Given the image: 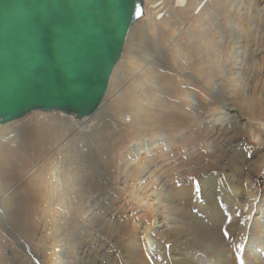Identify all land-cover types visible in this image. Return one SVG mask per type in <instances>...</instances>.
<instances>
[{
	"label": "rangeland",
	"instance_id": "1",
	"mask_svg": "<svg viewBox=\"0 0 264 264\" xmlns=\"http://www.w3.org/2000/svg\"><path fill=\"white\" fill-rule=\"evenodd\" d=\"M193 1L195 4H199V7L196 10L194 7L182 17L185 21L190 20L187 27H184L183 23L177 20L179 16L175 17V10L178 7L171 1H168L169 4H167L166 0H159L160 5L162 4L160 6L162 11L151 16L148 13L147 5H143V19L138 20L137 29L133 27L134 24L131 26L126 38L124 50L129 54H122L126 58L127 56L131 57L132 60L125 66L121 65L120 69L115 71L113 86L106 100L110 102L116 98L117 93L127 87L131 79L133 80L135 74L126 77L121 71L122 68L131 67L137 64L140 59L153 62L159 49L167 51L165 58L171 61L170 68L172 71L167 68L165 70L161 66L158 67L172 76L169 77L173 78L171 82H168L169 84L175 81H185L180 89L188 88L196 92L201 91L202 94L209 96L208 98L212 100H209L204 109L198 108L194 100H187L186 103L185 100L177 97L180 96V92L177 93V96H174L173 101L169 100L171 103L157 105L154 101H147V105L144 104V107L151 113V116L160 115L161 118L162 115H167L164 117L176 116L175 118L184 120H187L186 117H189L190 120L194 117V120H191L189 126L182 133H178L174 127L165 124L157 130L153 126V130L148 129L146 133L144 132L140 136V139L135 138L134 140L140 142L154 136L172 135L175 140L168 149L161 145L155 146L152 152L145 155L143 163H141L143 158V155H141L139 157L141 159L140 163H134L130 166L127 164L125 181H120L119 176L124 177V174H122L123 168L132 159L131 156L127 155L124 147H130L136 142L127 144L124 140L111 141L112 144H117L119 148L114 149L113 158L114 161L116 160L115 163H112L111 159L109 160L110 166L115 164L108 172L110 179L108 182H100V178L97 176L94 179V186L97 190H99L100 185L108 187V190L97 194L93 192L94 198L86 202L79 212L67 203L66 205L65 203L59 205L46 203V198L41 196L38 188L37 178L39 177L36 174L39 171L38 169L36 171L34 168L25 177H21L22 179L16 183L15 187L6 194L7 196L9 193L16 195L15 204L18 212L23 217V221L34 226L33 246L31 245L33 252L41 231V239L46 240L54 233L56 226L53 227L52 224L54 222L57 224V221L63 224L62 220L68 224V230L64 232L65 240H62V245H58V248L62 250V253L70 251L68 248L72 241L71 233L75 235L77 232L75 231L76 226L83 221L86 225V234L82 235V245H84L82 246L84 251L82 254L83 264H130L132 263L131 260L135 262L136 259L142 264L143 257L147 258L146 262L148 264H154L159 253L157 248L152 242L145 241L143 236L137 232L149 227L150 237L152 240L157 241L159 236L156 232L159 227L162 230L168 225L183 219H191V221L199 219L205 225L211 222L209 211L205 208V205L195 209L193 207L191 209L189 207V209L183 208L180 204H176L178 207L175 204L168 206L165 202L166 198L170 199L171 196L179 203L184 202L187 200L184 193L189 194L190 190L195 195L198 192L195 188L201 189V183L207 182L206 188L210 190L220 211V217H215V214H213L216 223L225 220L224 216L229 221L226 211L227 209L232 211L233 204H236L233 200H230L229 205H231V208L223 206L228 200V198H225L229 188L227 180L233 178L232 183L237 186L242 194L251 192L259 199L264 198V134H261L258 141H254L251 134L241 125L248 120L254 125H260L261 127L262 124L264 126V0H222L219 1V5L212 4V0L207 1L209 4L207 2L201 3V0ZM166 4L167 6H165ZM231 21L234 24L242 21L247 33L248 44L246 43V46L249 47L250 51L254 50L253 55L257 62L261 63V66L255 68L250 66L251 63H245L246 65L240 70L241 82L236 89L231 90V94L221 91L219 93L222 97L221 101L199 84L201 81L203 83L202 75L199 74L201 68L193 60L196 55L198 58L202 56L205 60L207 57L211 58L212 54L217 55V46L222 39L226 43L232 44L234 28L229 27L232 24ZM192 28L196 29L198 33L197 36L190 39L186 35V29L193 30ZM198 38L201 40L200 44L194 45ZM171 40H173V45L170 46L169 41ZM186 50L190 54L187 62L184 55ZM177 58L184 66L189 67L186 68L187 71L178 66ZM164 64L167 65L165 61ZM144 65L145 63L141 62V66L144 67ZM193 66L197 67L198 70L193 69ZM121 76L123 77L121 78ZM143 82L146 84L144 80ZM205 87L208 88V86ZM136 95L139 96L140 94L136 92ZM140 97L144 98V95L141 94ZM223 105L227 107V111L230 113L228 117H224L227 111L223 110ZM58 115L64 118L67 117L62 113L59 114V112L42 113L38 111L0 127L9 125L10 128L17 127L24 121L30 123L34 119L47 120L48 116ZM210 115H216V118L213 119ZM84 119L86 118L82 120ZM133 131L136 132L137 127L130 125L128 133L132 134ZM61 141L60 143H62ZM73 141L68 140L66 142H76V140ZM54 156L52 164L48 167L49 171L60 164L58 151H55ZM88 169L92 170V166H89ZM100 171L98 170L96 173L99 174ZM61 172H64V168H61ZM47 182H45L43 190L49 187ZM89 193L91 192L88 191V195ZM36 194L40 195V199L38 204L31 209L29 205L35 201ZM221 194H224L223 198ZM200 199L205 201L204 197ZM44 204L46 205V212L41 209ZM176 208L185 209L190 215H181L176 218ZM241 215V208H237L232 221L236 228L242 225ZM223 235H225V232ZM55 237V240L59 241L61 235L58 234ZM225 238L229 240L228 236H225ZM162 239L164 241H161ZM162 239L160 240L161 247L167 242L166 239ZM2 244L3 242L0 244V264H20L19 260L23 256L17 246L13 243ZM228 246L234 249L233 236H231ZM233 251L235 257L236 250ZM243 252H246L244 247ZM37 253L40 255L39 252ZM127 254L131 257L127 258ZM70 255L72 254L70 253ZM28 258H30L29 255ZM164 259L171 260L169 252L164 255ZM252 259L257 264H264L262 253H258ZM48 261V264H53L50 259ZM29 262L31 264L38 263L35 258L33 261L32 258L29 259ZM62 262V264H67L65 260Z\"/></svg>",
	"mask_w": 264,
	"mask_h": 264
},
{
	"label": "bare ground",
	"instance_id": "2",
	"mask_svg": "<svg viewBox=\"0 0 264 264\" xmlns=\"http://www.w3.org/2000/svg\"><path fill=\"white\" fill-rule=\"evenodd\" d=\"M149 1L144 0L143 5H147L150 16L162 11L160 9L162 4L160 5L159 0H152L150 3ZM168 1H171L178 7L175 10V17L179 16L177 20L181 21L184 27H187L190 20L185 21L182 17L194 7L196 10L199 4H195L193 0H166L167 4H169ZM207 1L209 0H201L200 2ZM212 1V4L219 5V1L222 0ZM231 22L229 27L234 28L232 44L230 45L222 39L217 46V55L212 54V57H207L206 60L202 56L198 58L196 55L193 60L201 68L199 74L200 76L202 75L203 83L201 81L199 84L221 101L222 97L219 94L221 91L231 94V90L236 89L237 85L241 82L242 75L240 70L246 65L245 63L249 62L251 63L250 66L255 68L261 66V63L257 62L253 55L254 50L250 51L249 47L247 48L246 46V43L248 44L247 33L242 21L238 24H234L233 21ZM138 23L136 21L133 27L137 29ZM192 29H186V35L190 39L197 36L198 33L196 29ZM200 42L201 40L198 38L194 45L200 44ZM169 44L170 46L173 45V40L169 41ZM166 52L163 49H159L153 62L140 59L137 61V64L122 68L121 71L126 77L131 74H135V76L127 87L120 88L121 91L119 93L116 92V98L107 102V96L115 79V71L120 69L121 65L125 66L132 60L131 57L127 56L126 58L122 56L123 58L119 60L112 72L109 90L104 102H102L101 107L92 116L84 120L77 121L68 116V118H64L58 115L48 116L47 120L33 118L34 120L30 123L24 121L17 127L10 128V125L0 127V244L2 242V245L8 243L15 244L23 256L19 260L20 264H31L29 262L31 258L32 261L35 258L39 264H48V259L53 264H62L64 260L67 264H83L82 254L84 251L82 250V246L84 245H82V235L86 234L85 223L83 221L79 222V226L77 225L75 228V231H77L75 235L71 233L72 241L68 248L70 251L62 253L58 245H62V240H65L64 232H67L68 224L64 220H62L63 224L58 221L57 224L54 222L52 226L56 227L53 235L46 240H42L41 231V235L39 234L40 236L37 238L34 246L37 248V251L35 248L34 253L31 248L35 232L34 226L23 221V217L18 212L17 205L15 204L16 195L9 193L7 196L6 194L15 187L16 183L22 179L21 177H25L34 168L36 171L38 169L39 171L36 172L37 177H39L37 178V183H39L38 188L41 196L46 198V203L49 205H59L62 203L66 205L67 203L75 211L79 212L86 202L94 198V194L108 190V187H104L103 185H100L99 190H97L96 186H94V179L97 176L100 178H98L100 182L109 181L108 172L115 166V164L114 166H110L109 160L111 159L112 163H115L116 160L114 161L113 158L114 149L119 148L117 144H112L114 140H124L127 144L136 142L130 147H124L127 155L131 156L132 159L123 168L122 174H124V177L119 176L120 181H125L127 173H125V168L127 164L130 166L134 163H140L141 159L139 157L141 155H143L141 161L143 163L145 155L152 152L155 146L161 145L165 149H168L173 145V141L175 140L172 135L154 136L140 142L134 140L135 138L140 139V136L144 132L146 133L148 129L151 130L153 126L157 130L161 126H165V124L172 126V128L174 127L178 133H182L189 126L191 120H194V117L191 120L189 117H186L187 120H184L175 118L176 116L164 117L167 115H162V118L159 117L160 115L151 116V113L144 107V104L147 105V101H154L157 105L171 103L169 100L173 101L174 96H177V93L180 92V96L177 97L185 100L186 103L187 100H194L198 108L204 109L209 100H212L208 98L209 96L202 94L201 91L196 92L188 88L180 89V86L185 81L168 83L172 81L173 78H169L172 76L158 68L161 66L165 70H171V61L165 58ZM124 53L129 54L126 50L123 51V55ZM187 53V50L184 51L186 62L190 56ZM177 60L178 66L187 71L186 68L189 67L184 66L179 61L180 59L177 58ZM164 61L167 65H163ZM141 62L145 63L144 67L141 66ZM193 69L198 70L194 66ZM138 70L142 71H139V73ZM205 86H208V88ZM136 92L140 95L143 94L144 98L140 97V95L137 96ZM222 107L226 112L227 107L225 105ZM229 115L230 113L227 111L224 117H228ZM215 116L210 115L213 119L216 118ZM198 118L200 119V117ZM130 125L136 126L137 131H133L132 134L128 133ZM241 125L251 134L254 141H258L261 134H264V126L262 124L260 127V125H254L251 121L246 120ZM68 140H76V142L67 143L66 141ZM55 151H58L60 155V164L54 167L52 171H49L48 167L52 164ZM89 166H92V170L88 169ZM30 167L32 168L29 169ZM61 168H64V172H61ZM98 170H101L99 174L96 173ZM46 181H48L49 187L43 190ZM232 181L233 178L227 180L229 188L227 194H225V198H228V200L223 204L224 207L231 208V205H229L230 200L236 203L235 205L233 204L232 211L228 209L226 211L229 221L223 215L225 220L217 223L214 222L213 214H215V217H220V211L210 190L206 188L207 182L201 183V189L195 188L198 191L195 195L190 190L189 194L187 192L184 193V196L187 197V200L184 202L179 203L171 196L169 197L170 199L166 198L165 202H167L168 206L180 204L183 208L189 207L191 209L193 207L195 209L205 205V208L209 211L208 214L211 222L205 225L197 218V221L195 219L192 221L191 219H183L177 223L168 225L162 230L159 227L156 232L159 236V240L157 241L152 240L150 237L151 231L149 227L137 232L143 236L145 241L152 242L157 248L159 253L156 256L154 264H238L240 262L242 264H255L256 262L252 258L258 253H262L264 256V198L259 199L251 192L242 194ZM88 191L91 192L89 195ZM93 192L94 194H92ZM221 196L223 198L224 194H221ZM203 197L205 201L200 199ZM39 199L40 195L36 194L35 201L29 207L32 209L36 206ZM237 208H241L242 210V225L238 228L232 222ZM41 209L46 212V205L44 204ZM188 214L190 215L187 210L176 208V218L177 216ZM224 232L225 235L222 236ZM58 234L61 235V238L59 241H56L55 236ZM225 236H228L229 240ZM231 236H233L234 249L236 250L235 257L234 249L228 246ZM162 238L167 241L163 247H161L160 242ZM161 241L164 240L162 239ZM243 247L246 250L245 253L243 252ZM167 252L171 255V260L168 261L164 259V255ZM28 255L30 258H28ZM126 257L130 258L131 256L127 254ZM146 260L147 258L143 257L142 264H148ZM131 262L130 264H140L138 259L135 262L131 260Z\"/></svg>",
	"mask_w": 264,
	"mask_h": 264
},
{
	"label": "water",
	"instance_id": "3",
	"mask_svg": "<svg viewBox=\"0 0 264 264\" xmlns=\"http://www.w3.org/2000/svg\"><path fill=\"white\" fill-rule=\"evenodd\" d=\"M144 0H0V126L102 105Z\"/></svg>",
	"mask_w": 264,
	"mask_h": 264
}]
</instances>
